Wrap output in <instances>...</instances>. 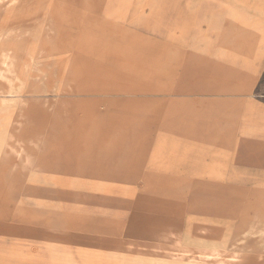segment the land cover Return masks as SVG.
Listing matches in <instances>:
<instances>
[{
    "label": "rangeland",
    "instance_id": "rangeland-1",
    "mask_svg": "<svg viewBox=\"0 0 264 264\" xmlns=\"http://www.w3.org/2000/svg\"><path fill=\"white\" fill-rule=\"evenodd\" d=\"M82 1L0 0V264H264V0Z\"/></svg>",
    "mask_w": 264,
    "mask_h": 264
},
{
    "label": "bare ground",
    "instance_id": "bare-ground-1",
    "mask_svg": "<svg viewBox=\"0 0 264 264\" xmlns=\"http://www.w3.org/2000/svg\"><path fill=\"white\" fill-rule=\"evenodd\" d=\"M82 2L85 3V4H88V3L101 4L100 8H98V7L97 8L102 10L103 6H105L106 0H83ZM47 13H48V11H47ZM84 13H86V11H84ZM15 24H16V27H14V28H9L8 25H10V24H5V33L2 32L3 35H0V72H3V74L0 73V82H5L6 84H9L8 89H6L7 88L6 87L5 90H4V91H6L5 93L8 94V95L10 93L12 94V93L16 92V91L12 90L14 88H12L11 83L17 82V81H18V83H20L26 77L25 73H24L25 71L22 70V68L21 69H16L17 66L14 67L16 65V63L20 62V59L23 58L22 56H21L22 58H19V55L23 54L24 58L21 60L22 63L21 64L19 63L18 66H22L23 65V67H25L26 63H29L31 61V59H33V57L35 56L36 52L48 53V51L51 49V48L49 49L46 46H43L42 35L44 34L43 33L44 29L42 31V27L39 26L38 23L32 25L31 27H29V25L25 27V25L21 24L20 22H15ZM32 28L35 29V31L31 30ZM48 45H49V43H48ZM49 46H51V45H49ZM49 67H50V65H49ZM33 69H35V68H33ZM26 70H27V67H26ZM2 94H4V93H2ZM243 219L244 220H248V222H246V224H248V223L250 224L251 223L250 224L251 226L255 225L256 226L255 228L257 229V236L259 235V238H262V232L263 231L260 230V227L262 225L261 222L264 220L263 211L262 210H260V211L258 210V212H256V213H255V211L250 212L247 215V217H245ZM244 225H245V223L242 226H244ZM258 226H259V228H258ZM167 229H168V227H167ZM250 229H252V228H250ZM167 233L168 232H166V234ZM241 233L243 234L244 232L242 231V232H240V234ZM249 233L250 234H255L254 231L252 233L249 231ZM164 234H165V232H164ZM240 241H241V239H238V242H240ZM235 246H239V245L237 244ZM237 248H239V247H237ZM263 248H264V244L261 247L258 246L255 249L256 252L260 251L259 256L262 255L261 250ZM210 252H211V255H213V253H215V250L213 249V247H210ZM236 254L237 253H233V256L230 257L229 260L231 262L233 260H236ZM218 258H219V256H218Z\"/></svg>",
    "mask_w": 264,
    "mask_h": 264
}]
</instances>
